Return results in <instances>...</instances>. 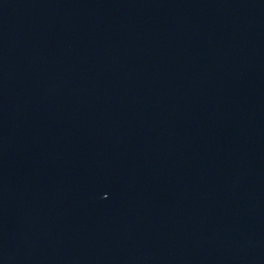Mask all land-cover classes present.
I'll list each match as a JSON object with an SVG mask.
<instances>
[{"label":"water","instance_id":"1","mask_svg":"<svg viewBox=\"0 0 264 264\" xmlns=\"http://www.w3.org/2000/svg\"><path fill=\"white\" fill-rule=\"evenodd\" d=\"M0 264H264V0H0Z\"/></svg>","mask_w":264,"mask_h":264}]
</instances>
